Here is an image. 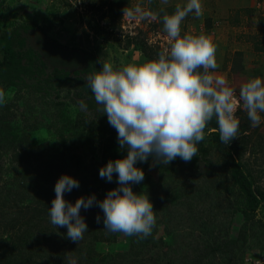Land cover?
Here are the masks:
<instances>
[{
    "label": "trees",
    "instance_id": "1",
    "mask_svg": "<svg viewBox=\"0 0 264 264\" xmlns=\"http://www.w3.org/2000/svg\"><path fill=\"white\" fill-rule=\"evenodd\" d=\"M132 1L101 0L98 4L101 9L99 10L101 18L106 17L109 26L113 27V22H117L123 15L122 10L125 7L131 8ZM140 1L145 8L154 12L164 9L168 14H172L175 11V4L161 6L159 0H151L150 4L149 0ZM193 17L194 13L189 14L184 21ZM259 21L260 26L264 27V20L260 18ZM205 24L209 28V20H206ZM28 28V25H23V28L19 30L0 31V88H3L5 92L13 91L11 98L0 104V154L3 153L0 157L5 156L15 170L20 168L16 170L17 175L21 171H23L22 175L25 172L31 180L30 183H33L38 191L46 186L49 190L53 188L51 192H54V185L63 174L79 182V189L77 195L74 194V198L94 194L97 200H100L109 190H112L113 185L107 182L95 183L96 173L83 162L85 159L90 162L94 158L96 144L99 142L97 133L104 135V132L109 129L108 126L103 125L101 119L95 120L90 117L91 114L96 116L95 111L99 106L94 105V96L82 76V73L92 71V66L96 64V57L91 50L68 48L46 38L43 32H35L32 34L34 42H27V35L21 33ZM151 29L166 34L163 32L160 21H154ZM261 32L264 33L263 28ZM261 44L260 48L259 42H256L255 49L264 51V44ZM132 45L139 47L144 63L156 59L160 52L157 48L147 45L140 36L126 35L124 47L128 48ZM241 60L240 52L233 53L223 60L222 68L229 65L232 76L244 77L245 71ZM46 69H50L49 72ZM49 89L52 90V97L51 92L47 91ZM237 91L239 92V88ZM61 98L68 99L66 100L68 103H76V100L80 103L83 101L91 112L88 115L77 112L71 117L72 119H69L63 107L67 102L61 101ZM19 105L24 108L20 122L26 130L20 137L15 138L11 135L9 124L14 122L16 116L14 111ZM238 113H244L240 117L242 123L239 125L237 138L228 145L220 141L218 131H211L217 128L215 118L205 129L213 142L211 148L220 160L217 175L221 178L225 175L230 178V185L220 184L211 171L203 174L205 167L212 163L204 160L203 155L206 156L207 152L200 142L197 145V156H194L191 161L184 162L179 157L176 158V162L181 167L175 172L171 171V167L160 166L158 171L161 175H166L169 181L159 186L161 192L158 196L153 195L152 190L145 191L153 205L155 216L165 214L167 205L178 207L177 216L172 213L156 217V226L163 227V231L170 238L168 245L172 249L162 250L164 241L161 236L154 238V232L157 231L155 226L152 234L145 239L136 236L126 237L129 243L126 250L99 256L96 248L100 244L114 241L112 236L114 233H109L103 228V212L99 208L94 212L88 210L80 212L88 231L84 233L83 240L78 244L66 238V227L56 229L50 223L49 216L44 215L46 212L44 211L43 215L40 213L31 223L21 224V226L25 225V233L22 238H19L21 246L27 248L30 245H37L38 247L36 254L29 251L26 255L25 252L27 258L22 260H28L30 264H68L65 257L70 252L76 258L77 264H227L235 255L238 256L236 253L240 251L239 248L243 244L244 236L242 235L245 234L246 224L242 228L240 226L236 233L233 231L231 233L228 227L223 226L220 233L213 234L207 239L211 230L208 226H200L199 216L190 209L195 204L200 206V203H204L199 200V191L204 192L201 185L197 187L199 182L208 183L210 188H216L219 193L223 190L230 192L231 186L235 188L236 195L238 194L243 203L244 223L252 221L251 224H253L255 211L259 206L264 205V191L257 187L252 188L253 177L243 171V163L240 159L250 149L248 148L250 134L245 132L251 129V122L244 109L238 110ZM45 124L55 128L58 134L56 141L33 143L26 132L35 131ZM252 133L257 136V132ZM78 150L79 157L76 156ZM198 161L202 162L203 167H198ZM164 167H168L166 171ZM1 170L0 167V172ZM178 175H181L182 179H178ZM16 184L15 178L9 181L0 174V223L13 222L12 219H14L10 208H5V205L12 202L15 206H20L24 194L22 197L16 195L14 188ZM28 188L31 189V186ZM213 192L215 193V190ZM209 194L206 193V195ZM37 199L40 200V194H36ZM93 207L96 208V206ZM97 215L101 216L99 224L95 220ZM14 220L17 223V219ZM196 228L201 232L194 234ZM238 254L242 256V252ZM0 259V264H24L13 252L9 254L5 251L0 252ZM235 260L238 261L237 264H243V259Z\"/></svg>",
    "mask_w": 264,
    "mask_h": 264
},
{
    "label": "rangeland",
    "instance_id": "2",
    "mask_svg": "<svg viewBox=\"0 0 264 264\" xmlns=\"http://www.w3.org/2000/svg\"><path fill=\"white\" fill-rule=\"evenodd\" d=\"M100 1L0 0V31L3 29L19 30L23 28V25H28L29 28L21 33L22 35H27V42H34L32 34L35 32H43L42 34L46 35V38L52 39L68 48L78 47L91 50L96 57V64L92 66L91 72L82 73L83 79H86L87 75L101 68L100 63H98L99 58L113 63L114 66L144 63L145 60L139 47L134 45L128 48L124 47L126 35L140 36L147 45L160 51L168 47L166 34L151 29V24L154 22L152 20L130 21L122 15L117 22H113L115 27H110L106 17L101 18L99 11L101 9L98 7ZM186 2L187 0H168L167 4H165L163 0H159L161 6L174 4L183 6ZM130 4L131 8L138 4L145 7L140 0H133ZM201 4L203 15L199 18L194 16L192 19L183 20L180 26L181 35L183 36L185 33L193 35L204 34L212 37V41L216 45V62L219 67L215 70H210V72L224 76L228 80L229 85L236 90L237 94L239 86L249 78L260 77L264 79V51L255 49L256 42H259L260 48L262 46L261 43L264 44V33L261 32L264 27L260 26L259 21L260 18L264 20V0H201ZM206 20H209V28L206 27ZM236 52H240L241 54V63L245 71L244 77L232 76L229 72V65L222 68L223 60ZM49 70L46 69L47 72ZM47 91L51 92L52 90L49 89ZM5 93V101L13 95V91ZM51 94L53 93H50L52 97L53 95ZM61 94L64 96V92ZM60 100L68 101L65 98H61ZM93 101L94 105L99 106V108L101 107L95 102L94 98ZM63 107H65V113L69 119H72L71 117L75 116L77 112H82L86 115L91 112L87 107L86 109H81L80 101L78 100H76V103L67 102ZM98 109L95 111L96 116L91 114L90 117L95 120L101 119L104 123L103 125L105 127L108 126L109 129L104 132V135L97 133L99 142L96 144L94 158L90 162L86 159L83 162L89 166L92 172L96 173L95 183L107 182L112 184V189H114L118 187L116 175L113 174L112 182H108L100 178L99 169L106 165L109 160L114 161L124 158L127 155V150L120 149L116 130L109 125L107 115L102 114ZM241 109L243 108L241 107L238 110ZM238 110L236 115L239 117L240 123H242L240 117L244 113L239 114ZM14 112L16 115L14 122L10 123L9 126L12 137L18 138L26 130V127L20 122L23 118L24 108L19 105ZM260 115L262 117L260 125L255 128L250 127L253 129L245 132L250 134L248 148L251 150L248 149L240 160L243 163L244 173L250 174L253 177L252 188L257 187L264 191V114L261 113ZM253 131L257 132V136L252 133ZM26 133H28L27 135L33 143L55 142L58 135L55 128L50 124H45L35 131H28ZM201 144L207 152L206 156L203 155L204 160L212 163L210 166L207 165L205 167L206 170L203 171V174L206 171H211L220 184L223 186L230 185V178H227L226 175L223 178L217 175L220 160L211 148L213 142L207 133ZM77 152L76 156L79 157L80 151L78 150ZM176 161L175 159L167 165L172 168L171 171L175 172V170L181 167ZM9 162L5 156L0 157V167L2 168L0 174L4 178H8L9 181L15 178L17 182L14 186L16 195H20L19 197H22V194L24 195L20 201V206H15L12 202L9 205H5V208H10L12 217L17 219V223L14 219H12L13 222L0 223V252L5 251L8 254L13 252L14 255L16 253L22 263L30 264L27 262L28 260L23 261L22 259L27 258L26 255H28L29 251L36 254L38 247L37 245H30L27 248L21 246L19 238H22L25 233V225L21 226V224L31 223L32 220L37 218V215L40 213L43 215L44 211H46L44 215L49 216L48 210L51 207V201L55 197V192H51L53 188L49 190L46 186L38 191V188H35L33 183H30L31 180L28 179L25 172L22 175L23 171H21L17 175L16 170H20V168L15 170ZM160 166H163V164H153L151 157H149L147 162L141 163L138 161L135 164V167L144 172L143 181L139 184L131 185L134 186L133 190L136 191L137 189L136 192L134 191L135 193L143 192L147 194L146 190H152L153 195H159L161 192L159 186L169 181L166 175H161L158 171ZM199 166L203 167L200 161H198ZM168 167H164V170L166 171ZM177 178L182 179V176L178 175ZM30 186L31 189L28 188ZM171 186L174 187L173 184ZM199 186L204 188V192L202 190L199 191V200L204 203H200V206L195 204L190 210L199 216L198 223L200 226H208L211 230L207 239L213 234L217 235L218 232L220 233V229L223 226L228 227L231 233L232 231L236 233L240 226L242 228L246 224L245 234L242 235V237L244 236L242 238L243 244L239 248L242 256H239V252L236 253L239 258H235L238 257L235 255L227 264H237L238 261L235 259L242 261L245 256L257 255L264 257V205L259 206L255 211L253 224H251L252 221L244 223L243 203L238 194L236 195L237 190L235 188L231 186L230 192L223 190L224 192L220 191L221 193H219V190L216 188H210L208 183L201 184L199 182L197 187ZM78 189L74 188L70 193H65L64 199L75 203L77 198H74V194L77 195ZM214 190L215 193L213 192ZM35 193L40 194V200L37 199L39 200L38 202ZM206 193L210 194L206 195ZM47 196L48 198L46 199ZM104 197L100 200H103ZM97 208L91 207L88 211L94 212ZM177 209L176 205H167L165 214L175 213L174 215L177 216ZM83 210L82 208L80 212ZM165 214H157L156 217L159 218L165 216ZM156 228L157 231L154 232V238L161 236V239L164 241L162 250L172 249L168 245L170 238L163 231V227L157 225ZM200 232L196 228L194 234ZM112 236L114 237V241L111 240V242L100 244L96 248L99 256L122 252L127 249L126 247L129 243L122 233H114ZM25 252L26 255L24 254Z\"/></svg>",
    "mask_w": 264,
    "mask_h": 264
},
{
    "label": "clouds",
    "instance_id": "3",
    "mask_svg": "<svg viewBox=\"0 0 264 264\" xmlns=\"http://www.w3.org/2000/svg\"><path fill=\"white\" fill-rule=\"evenodd\" d=\"M122 12L130 21L162 22L168 47L156 59L143 64L114 66L99 58L100 70L85 79L95 102L101 106L98 110L107 115L109 125L117 132L119 147L126 149L127 155L109 160L99 169L101 179L112 182L115 174L118 184L103 200L92 194L77 198L75 203L68 202L64 194L79 188V182L63 174L57 179L55 197L48 210L50 223L56 229L66 227V238L76 244L88 231L80 210L93 206L103 212V228L107 232L141 239L150 236L157 218L148 194L132 190V184L144 179V172L135 164L147 162L149 157L153 164L165 166L177 157L189 162L197 156V145L205 139V129L214 118L217 128L211 131H218L220 141L228 145L238 135L239 108L246 111L253 128L260 125V114L264 113V79L250 78L239 86L237 94L224 76L210 72L219 67L212 37L181 35V22L189 14L194 13L196 18L203 15L201 0L177 4L172 14L164 9L154 12L139 4L125 7ZM5 96V90L0 88V104L5 102ZM80 107L87 106L81 101ZM95 220L101 223V216ZM65 259L68 264H77L70 252Z\"/></svg>",
    "mask_w": 264,
    "mask_h": 264
},
{
    "label": "built area",
    "instance_id": "4",
    "mask_svg": "<svg viewBox=\"0 0 264 264\" xmlns=\"http://www.w3.org/2000/svg\"><path fill=\"white\" fill-rule=\"evenodd\" d=\"M243 264H264V257L262 256H246L243 259Z\"/></svg>",
    "mask_w": 264,
    "mask_h": 264
}]
</instances>
